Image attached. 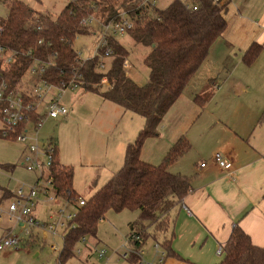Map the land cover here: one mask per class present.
Returning a JSON list of instances; mask_svg holds the SVG:
<instances>
[{
	"label": "trees",
	"instance_id": "obj_1",
	"mask_svg": "<svg viewBox=\"0 0 264 264\" xmlns=\"http://www.w3.org/2000/svg\"><path fill=\"white\" fill-rule=\"evenodd\" d=\"M216 1L191 0L197 6L193 11L187 9L181 0H173L167 8L156 10L154 15L140 17L141 11L137 10L133 0H79L70 2L56 18L37 13L24 1L6 2L7 19H0L3 46L30 48L38 59L55 60V67L47 72L45 80L53 85L68 86L72 79H76L80 90L117 104L145 122L135 141L126 147L124 166L88 200L78 195L74 188V171L60 163L55 145L56 156L48 172L47 181L51 184L48 192L72 207L76 214L64 230L59 264H68L76 258V253H81L76 251L79 243L97 237L99 224L110 211L140 213L138 220L129 225L128 239L132 251L126 258L128 264H142V250L149 240L167 253V258L177 257L171 248L175 239L173 212L192 193L193 179L172 173L170 169L192 147L184 136L180 137L160 165L146 163L141 159V153L147 139L158 136L165 115L228 29L226 16L230 1ZM122 10H130L139 17L128 36L137 45L150 49L144 62L150 75L143 86L125 73L130 52L117 39H108L107 47L100 52L101 57L108 51L111 53L105 73L98 56L84 62L75 49L76 39L90 34L81 26L83 19L93 16L107 24L117 20ZM38 19L45 29L38 33L29 31L26 28L28 21ZM261 51L260 45L252 44L245 53L244 63L252 65ZM22 62V67L18 64L8 73L0 71V77L11 85L20 83L31 64L28 60ZM194 101L201 106L205 104L200 97H195ZM32 118L37 119L36 116ZM0 138H3L1 132ZM7 140L16 141V138ZM10 196L4 194L5 199ZM81 202L84 205H80ZM223 251V259L218 264H264V247L254 246L241 229L233 231Z\"/></svg>",
	"mask_w": 264,
	"mask_h": 264
},
{
	"label": "crops",
	"instance_id": "obj_2",
	"mask_svg": "<svg viewBox=\"0 0 264 264\" xmlns=\"http://www.w3.org/2000/svg\"><path fill=\"white\" fill-rule=\"evenodd\" d=\"M252 2L237 8L240 0H230L227 31L165 115L158 136L151 137L159 138L160 143L165 140L163 155L158 159L161 162L167 149L182 136L192 147L171 168L172 173L191 177L193 190L173 212L175 239L171 248L177 257H168L164 264H218L223 256L219 257L217 250L225 247L235 229L248 235L254 246L264 247V140L254 136L258 108L264 105V0L260 13L252 10ZM254 43L262 51L247 66L245 53ZM107 63L106 60L105 66ZM132 67L129 58L125 73ZM186 90L191 96L183 100ZM203 96H206L204 106L194 101L195 97ZM207 111H212L211 117L201 120L202 113ZM141 119L143 126L139 132L145 124ZM168 121L173 123L169 129ZM135 139L123 144L125 154L127 145ZM218 152L234 162V180L225 176L212 161ZM142 160L158 165L155 158ZM204 163L207 167L202 168ZM11 232V228H5L2 238Z\"/></svg>",
	"mask_w": 264,
	"mask_h": 264
},
{
	"label": "rangeland",
	"instance_id": "obj_3",
	"mask_svg": "<svg viewBox=\"0 0 264 264\" xmlns=\"http://www.w3.org/2000/svg\"><path fill=\"white\" fill-rule=\"evenodd\" d=\"M7 1L13 0H0V19H7ZM17 1H24L37 13L48 14L52 18H56L70 2L75 0ZM249 1H253L252 10L257 13L262 11L263 0H240V5L237 8L245 7ZM169 4L170 0H164L160 6L165 9ZM118 41L130 52L129 58L133 62L132 69L127 72L128 75L141 86L145 85L150 73L144 62L150 49L134 43L128 34L119 37ZM97 42V38L93 36H81L77 38L74 45L82 59H87L94 55L98 47ZM108 67L106 65L103 68L104 73ZM103 89L106 90V85L103 86ZM189 92L185 91L183 100L191 96ZM205 98L206 96H203L202 99ZM62 103L68 108L69 115L67 118L59 117L56 120H46L38 130V139L41 143L51 139L56 142L60 163L74 171V188L78 195L84 200H88L96 190L104 187L112 175L120 170L125 156L123 144L138 136L143 121L133 113H125L124 109L117 104H111L99 96L85 93L83 90L68 92L64 95ZM186 107L184 105V109ZM184 109L179 110L186 112ZM258 112L257 132L254 136L264 140V105L258 108ZM211 114L212 111H207L206 114L202 113L201 120L210 118ZM172 117L175 118L174 114ZM166 123L168 129L173 124L172 121ZM168 129L166 131H170ZM163 146H165V140L160 143L159 138H148L143 145L142 159L148 161L149 158H155L156 164L160 165L161 161L158 159L160 154L163 155ZM24 149L25 146L16 141L0 138V203H3L5 209L8 210L10 200L14 201L15 197L13 198V196L20 188L25 187L26 190L37 188L38 199L34 212L40 227L26 226L23 228L16 221L9 223L8 215L4 212L0 219V240L5 228H11L13 235L20 238L21 245L15 250L0 252V264H59L64 229L58 230L57 235L54 236L42 226L57 221L60 210L66 211V216L74 214L75 211L63 200L56 199L52 192L45 194V188L48 187V170L40 179L39 173L29 172L21 167ZM169 149L170 147L167 151ZM189 162L188 167L192 164L191 161ZM9 167L15 168L13 171H9ZM38 182L40 183L38 184ZM4 194L11 196L5 199ZM139 216L138 211H124L119 214L110 211L105 220L99 224L97 237H90L86 239L85 243H79L76 251L79 250L81 253H76V258L69 264H128L127 259L123 256L132 251L128 239L129 225L138 220ZM154 246L152 240L145 244L142 250L144 261L151 262L154 259L156 255ZM54 248L58 250L54 251ZM102 251H105L107 255L104 259H100L99 253Z\"/></svg>",
	"mask_w": 264,
	"mask_h": 264
},
{
	"label": "built area",
	"instance_id": "obj_4",
	"mask_svg": "<svg viewBox=\"0 0 264 264\" xmlns=\"http://www.w3.org/2000/svg\"><path fill=\"white\" fill-rule=\"evenodd\" d=\"M79 0H75L77 2ZM164 0H133L137 6V10L141 11L140 17L144 14L154 15L158 9H163L160 4ZM173 0H170L172 2ZM186 8H191L193 11L197 10L191 0H181ZM230 0H217L216 2L224 3ZM119 18L107 24L103 23L96 17H89L83 19L81 26L86 27L90 34L97 38L98 47L94 55L87 59H82L80 53L77 51L79 57L85 62L95 57L101 59L102 69L105 67V61L111 56L108 51L104 57L100 56L101 50L107 47V41L110 38H119L129 34V31L134 29L138 16H134L130 10H122L119 12ZM29 31L40 32L45 29L41 20H30L26 27ZM0 31L2 28L0 27ZM77 40V39H76ZM41 43V42H40ZM76 49V48H75ZM56 57V54H55ZM22 60L31 62L29 68L24 74V78L20 83L11 85L4 77H0V132L5 139L16 138V142L25 146L23 157L21 160V167L29 172L39 173L41 179L44 172L52 167L56 156L55 143L50 140L47 142H40L38 139V130L45 124L46 120H56L59 117L66 118L69 115L68 108L63 105L62 100L65 94L70 91L80 90L79 82L72 79L68 86L53 85L44 77L47 72L55 67V60L51 58L42 60L35 56V53L30 48L16 49L13 47H6L0 41V71L8 73L11 68L19 64L22 67ZM126 65V64H125ZM32 116H36L34 121ZM212 161L218 169L232 180L235 178L234 162L218 152L212 157ZM202 168L207 167L204 163ZM39 186V185H38ZM51 184L48 181V187L45 188L48 194V188ZM14 201H10L8 210L5 205L0 203V219H2L4 212L8 215L9 223H18L20 227H40L35 218L34 209L37 205V188L22 187L14 196ZM51 201H54L51 199ZM80 205H84L81 202ZM75 212L72 215L66 216V211L60 210L57 215L58 220L52 224L44 225V229L48 230L52 235L56 236L58 230L67 229L68 224L74 220ZM86 242V241H85ZM84 242V243H85ZM21 245L20 238L13 233H9L0 240V252L15 250ZM156 258L151 262L142 261V264H164L167 258V253L163 252L158 245L155 246ZM54 251L58 249L54 248ZM217 254L219 257L224 255L223 247L218 248ZM78 254H80L78 252ZM100 259L106 258V252L99 253ZM129 254L123 257L127 258Z\"/></svg>",
	"mask_w": 264,
	"mask_h": 264
}]
</instances>
